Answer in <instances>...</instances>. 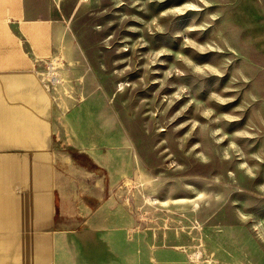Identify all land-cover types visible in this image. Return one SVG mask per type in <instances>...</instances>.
Instances as JSON below:
<instances>
[{"label":"rangeland","instance_id":"374dc122","mask_svg":"<svg viewBox=\"0 0 264 264\" xmlns=\"http://www.w3.org/2000/svg\"><path fill=\"white\" fill-rule=\"evenodd\" d=\"M66 4L86 60L53 57L47 86L89 73L122 120L92 132L128 137L98 150L136 160L113 193L132 200L135 229L182 246L184 264H264V0ZM9 33L0 15V53Z\"/></svg>","mask_w":264,"mask_h":264},{"label":"crops","instance_id":"0c3cea01","mask_svg":"<svg viewBox=\"0 0 264 264\" xmlns=\"http://www.w3.org/2000/svg\"><path fill=\"white\" fill-rule=\"evenodd\" d=\"M42 1L0 0L10 28L0 53V130L30 128L31 138L0 141V264H184L182 246L151 244L135 229L132 200L114 197L136 160L128 151L99 152V143L120 146L128 137L99 141L92 132V124L122 120L105 95L86 87L90 74L65 73L47 86L43 71L53 57L64 55L68 66L86 57L66 0Z\"/></svg>","mask_w":264,"mask_h":264},{"label":"bare ground","instance_id":"6f19581e","mask_svg":"<svg viewBox=\"0 0 264 264\" xmlns=\"http://www.w3.org/2000/svg\"><path fill=\"white\" fill-rule=\"evenodd\" d=\"M54 69H55V67H54V65H52L51 66V68H50V74L54 77V75H55V72H54ZM57 78V77H56ZM50 80V79H49ZM58 80V78L56 79V81ZM55 83V82H54ZM12 108V107H11ZM14 108V107H13ZM17 109V108H16ZM16 109H14V110H16ZM27 109V108H26ZM20 110V109H19ZM21 114V113H20ZM22 115V114H21ZM17 117V116H16ZM45 117V116H44ZM16 122V121H15ZM18 124H19V122H17ZM26 124V123H25ZM27 125V124H26ZM15 126H17V125H15ZM25 126V125H24ZM21 127V126H20ZM36 128V127H35ZM2 130H4V129H2ZM2 130H0V131H2ZM30 131V128H23V129H21V132H19V130L17 131L16 129H9L8 131H6L5 133H3L2 135H3V137L2 138H0V141H10V142H26L27 140H29V139H31V138H29L30 137V134L28 133ZM5 135V136H4ZM32 136V135H31ZM38 142V141H37ZM8 145H10V144H8ZM13 145V144H12ZM33 147V146H32ZM1 148V147H0ZM0 150H2V149H0ZM24 151V150H23ZM5 153V152H4ZM8 153V152H7ZM24 153V152H23ZM26 154V153H25ZM18 157H19V155H18ZM15 161V160H14ZM17 164V163H16ZM44 165V164H43ZM46 171V170H45ZM48 171V170H47ZM47 173V172H46ZM21 174V173H20ZM38 174V173H37ZM39 175V174H38ZM41 175V174H40ZM39 175V176H40ZM50 175V174H49ZM48 176V175H47ZM41 177V176H40ZM43 177V176H42ZM38 178V177H37ZM38 180H41V179H38ZM50 184V183H49ZM17 187V186H16ZM47 187H50V186H47ZM42 188V187H41ZM44 188V187H43ZM45 188H46V186H45ZM51 188V187H50ZM50 191V190H49ZM14 193H15V191H14ZM18 193V192H17ZM4 196V195H3ZM13 196V195H12ZM9 197V196H8ZM10 198V197H9ZM33 198V197H32ZM50 198V197H49ZM20 207V206H19ZM35 208V207H34ZM47 210V209H46ZM16 212V211H15ZM43 213V212H42ZM46 218V217H45ZM6 223V222H5ZM12 223V222H11ZM1 234V233H0ZM35 250V249H34ZM29 251H31L30 250V248H29ZM36 251V250H35ZM26 252H28V251H26Z\"/></svg>","mask_w":264,"mask_h":264},{"label":"built area","instance_id":"2783aa9c","mask_svg":"<svg viewBox=\"0 0 264 264\" xmlns=\"http://www.w3.org/2000/svg\"><path fill=\"white\" fill-rule=\"evenodd\" d=\"M51 66H52V65L50 64V65L48 66V68H47V69H48V75H47V76L51 75V74H50V68H51ZM49 82H56V78H55V77H54V78L51 77V80H49Z\"/></svg>","mask_w":264,"mask_h":264}]
</instances>
